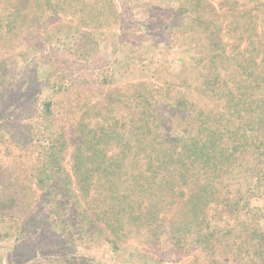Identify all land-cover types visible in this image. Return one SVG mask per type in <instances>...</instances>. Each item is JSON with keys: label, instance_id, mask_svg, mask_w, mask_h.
<instances>
[{"label": "rangeland", "instance_id": "rangeland-1", "mask_svg": "<svg viewBox=\"0 0 264 264\" xmlns=\"http://www.w3.org/2000/svg\"><path fill=\"white\" fill-rule=\"evenodd\" d=\"M94 1L95 6L86 0L60 2L56 9L42 13L40 4L46 0H31L27 8L19 0H0V169L6 181L45 165L42 154L49 150L51 134L67 137L80 118L95 122L99 114L116 123L136 107L137 94L150 93V100L167 117L170 105L183 99L216 111L221 121L232 108L234 128L239 115L246 117L237 112L245 105L235 90L242 87V79H255L249 68L223 62L219 69L227 73V88L219 84L213 94L203 92L202 73L220 47L211 50L206 37L223 24L219 37L233 42L240 55L250 54L259 61L264 0H112L115 18L112 12L108 18L100 13L108 0ZM252 7L258 20L242 26L243 11ZM25 12L31 16L24 19ZM238 18L241 25L235 27L232 21ZM253 93L261 99L256 82ZM46 103L52 104L51 113L45 111ZM189 119L172 114L171 131L179 135L184 128L190 130ZM254 134L259 141L253 147L258 150L260 144V149L253 152L248 148L253 142L243 140L252 153L238 157L240 168L228 180L231 202L238 204L239 212L219 224L212 219L217 213L212 212V225L202 229L203 236L183 225L173 239L168 226L162 240L155 242L159 230L153 236V229L144 233L133 229L115 253L99 233L87 236L81 231L85 210L81 203L75 206L67 196L58 195L62 179L48 170L42 187L35 191L36 199L28 196L0 225V234L9 233L0 239V264H33L30 257L37 264H47L59 256L81 264H251L250 247L246 248L254 235L246 228L259 225L264 234L263 137L261 131ZM59 140L57 166L66 176L71 147H63ZM44 192L54 197L57 213Z\"/></svg>", "mask_w": 264, "mask_h": 264}, {"label": "trees", "instance_id": "trees-1", "mask_svg": "<svg viewBox=\"0 0 264 264\" xmlns=\"http://www.w3.org/2000/svg\"><path fill=\"white\" fill-rule=\"evenodd\" d=\"M69 1L72 0H46L40 7L43 13L45 9H56L60 2L63 5ZM87 1L95 6L94 0H86V3ZM19 2L27 5V8L31 0ZM100 10L106 17H111L112 12V17L115 18L112 0H108L107 5ZM251 10L255 9L252 7L249 11H243L242 26L251 25L255 22L254 19L258 20V16L251 13ZM30 16L31 13L25 12L23 18ZM232 22L235 27L241 25L240 18ZM221 28H224L223 24L206 37L211 50L217 45L220 47L219 51L212 52L208 66H205L202 73L205 74L203 92L213 94L219 84L220 87L227 88V73L223 68L219 69L223 62L243 70L249 68L250 75L255 79H242V87L235 90L245 105L244 110L237 112L246 115L245 119L239 115L240 122L235 125L236 128L233 125V114L230 113L232 108L222 114L221 121L217 118L216 111L183 99L170 105V116L167 117L150 100V93L137 94L136 107L130 109L128 117H118L120 119L116 123L106 120L101 114L95 116V122L82 117L77 121L76 130L68 131L67 137L63 133L57 134L65 143L63 147H71L70 170L66 176H62L63 171L57 166L60 140L55 138V134H51L48 139L49 150L42 154V159H47L42 168L25 171L22 178L8 181L4 171L0 169V225L4 224L7 213L16 210L29 197L36 199L35 191L42 187L41 182L48 170H53L55 177L62 179L63 183L58 181L62 190L58 195L67 196L70 201L75 202V206L81 203L85 210V220L79 224L81 231L84 230L87 236L99 233L115 253L130 238L133 229L139 233L153 229V236L155 230H159V236L154 240L160 242L168 226L171 227L173 239L177 238V231H182L183 225L186 228H196L195 231L203 236L202 229L206 226L208 229L212 225V219L219 224L224 218L236 216L239 212L238 204L231 202L232 189L228 180L240 168L239 163H236L239 156L249 155L260 149V144L258 150H255L257 146L253 147L259 141L255 137L258 136L254 134L255 131H261V149L264 151V36L261 37V54L257 55L261 58L255 61L256 58H251L250 54L240 55L233 42L229 43L219 37L223 30ZM255 30L253 29L254 32ZM232 32L234 31L230 34ZM246 50L251 52L248 48ZM237 60L240 62L236 65ZM254 82L256 87H261V99L253 93ZM51 106V103H46L45 111L51 113ZM197 112L200 114L196 115ZM174 113H177V117H189L191 129L184 128L179 135L173 133L169 119ZM249 139L253 142L252 147H248L252 151L247 150L243 141ZM263 151L261 171H264ZM260 179L261 176L258 180ZM65 188L66 191L63 192ZM44 194L53 207L55 199L52 194ZM212 212L217 214L211 219ZM248 231L254 235L252 243L249 242L246 248L247 251L250 247L251 264H264V234L261 235V227L256 225L246 228V232ZM8 236L9 233L3 231L0 239ZM255 258L259 263H256ZM30 260H34L33 264L39 262L31 257ZM15 262L23 264V261ZM47 264L81 263L65 261L59 256L58 260H51Z\"/></svg>", "mask_w": 264, "mask_h": 264}]
</instances>
